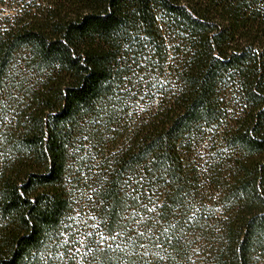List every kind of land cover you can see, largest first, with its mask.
Returning a JSON list of instances; mask_svg holds the SVG:
<instances>
[{"label":"trees","instance_id":"trees-1","mask_svg":"<svg viewBox=\"0 0 264 264\" xmlns=\"http://www.w3.org/2000/svg\"><path fill=\"white\" fill-rule=\"evenodd\" d=\"M0 264H264V0H0Z\"/></svg>","mask_w":264,"mask_h":264},{"label":"rangeland","instance_id":"rangeland-1","mask_svg":"<svg viewBox=\"0 0 264 264\" xmlns=\"http://www.w3.org/2000/svg\"><path fill=\"white\" fill-rule=\"evenodd\" d=\"M5 5L10 6L11 10H15V8H14V7H15L14 4H11V5H10V2H6ZM4 7H5V6H1V8H2L3 11H5V10L3 9Z\"/></svg>","mask_w":264,"mask_h":264},{"label":"snow or ice","instance_id":"snow-or-ice-1","mask_svg":"<svg viewBox=\"0 0 264 264\" xmlns=\"http://www.w3.org/2000/svg\"><path fill=\"white\" fill-rule=\"evenodd\" d=\"M115 237H113V239H114Z\"/></svg>","mask_w":264,"mask_h":264}]
</instances>
